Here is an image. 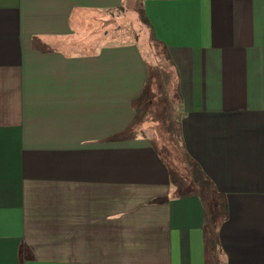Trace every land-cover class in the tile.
<instances>
[{
    "label": "crops",
    "instance_id": "1",
    "mask_svg": "<svg viewBox=\"0 0 264 264\" xmlns=\"http://www.w3.org/2000/svg\"><path fill=\"white\" fill-rule=\"evenodd\" d=\"M125 2L0 0V264H264V0L139 2L186 173L141 45L88 34Z\"/></svg>",
    "mask_w": 264,
    "mask_h": 264
},
{
    "label": "rangeland",
    "instance_id": "2",
    "mask_svg": "<svg viewBox=\"0 0 264 264\" xmlns=\"http://www.w3.org/2000/svg\"><path fill=\"white\" fill-rule=\"evenodd\" d=\"M139 2L140 0H126L119 9L102 13V15H92L91 21L93 22V26L88 31V34L101 42L114 43L134 41L141 45L150 64L152 74H154L157 82L151 81L149 83V97L146 101L144 100L143 103H139L135 124L137 126L144 125L146 127L149 123H160L157 128V133L162 132L165 137L169 136V141L172 142L173 146L170 145L168 148H171L174 153L176 152L173 148L179 151L175 164L177 168L180 166V171L186 173L189 169L185 166L186 164H184V168L182 167L180 146L175 139H172V137H176L175 126L173 125L175 111L172 102L166 97V80L168 72L167 56L150 37L146 28L140 25L137 19ZM147 131L152 132L150 129ZM175 156L177 157V154H175ZM187 187L194 188L191 186ZM203 194L205 200L211 204L209 198L213 196L212 192L206 188Z\"/></svg>",
    "mask_w": 264,
    "mask_h": 264
},
{
    "label": "trees",
    "instance_id": "3",
    "mask_svg": "<svg viewBox=\"0 0 264 264\" xmlns=\"http://www.w3.org/2000/svg\"><path fill=\"white\" fill-rule=\"evenodd\" d=\"M137 19H138L140 25L144 26L146 28V30L148 31V34L150 35V37H152L151 27H150L147 19L145 18L141 8L137 9Z\"/></svg>",
    "mask_w": 264,
    "mask_h": 264
}]
</instances>
